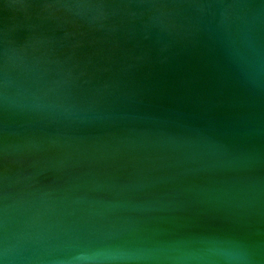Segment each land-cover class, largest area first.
Listing matches in <instances>:
<instances>
[{
  "label": "water",
  "instance_id": "water-1",
  "mask_svg": "<svg viewBox=\"0 0 264 264\" xmlns=\"http://www.w3.org/2000/svg\"><path fill=\"white\" fill-rule=\"evenodd\" d=\"M0 264H264V0H0Z\"/></svg>",
  "mask_w": 264,
  "mask_h": 264
}]
</instances>
